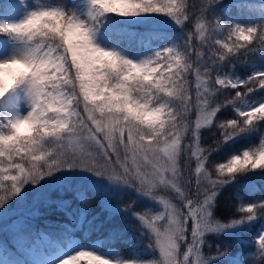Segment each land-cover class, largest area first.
I'll return each instance as SVG.
<instances>
[{
  "label": "snow or ice",
  "instance_id": "snow-or-ice-1",
  "mask_svg": "<svg viewBox=\"0 0 264 264\" xmlns=\"http://www.w3.org/2000/svg\"><path fill=\"white\" fill-rule=\"evenodd\" d=\"M217 2L206 0L200 10L195 30L201 39L208 27L204 11ZM90 4V18L97 22L107 14L128 17L144 13L166 15L179 26L189 20L184 0H90ZM216 27L224 28L219 22ZM257 33L264 40V27L228 29V38L235 37L233 45L215 39L214 45L226 52L213 50L206 64L211 67L225 61L251 44ZM0 34L24 45L18 57L0 61V101L23 86L31 106L26 116L0 125L9 130L7 134L0 131V206L19 195L29 182L36 184L61 168H83L135 187L163 205V212L138 215L159 251L161 259L154 264H204L202 237L226 227L210 222L216 190L246 172L264 170V138L258 146L214 166L213 179L205 169L207 153L212 149L199 147V130L212 124L220 107L264 89V72L239 82L217 75L211 79L210 68L199 63L203 59L199 51L196 65L189 61L192 33L184 41V50L168 48L152 59L133 63L94 46L92 30L59 9L32 12L18 24L0 25ZM41 67L46 71L39 72ZM189 72L195 75L194 127L187 122L193 107L186 87L185 73ZM221 89H232L235 94L217 104L213 98ZM81 103L87 120L79 110ZM238 114L240 120L229 119L218 125L223 142L264 122V103ZM189 132L195 150L191 145L182 146ZM71 145L76 147L69 150ZM185 152L189 158H196L194 185L181 173L180 159ZM182 183L189 188H183ZM161 186L174 191L183 208L158 196ZM240 211L244 215L233 223L264 215V202ZM162 220L165 223L158 225ZM256 244L264 252V233ZM61 264L113 262L90 251H79Z\"/></svg>",
  "mask_w": 264,
  "mask_h": 264
},
{
  "label": "trees",
  "instance_id": "trees-1",
  "mask_svg": "<svg viewBox=\"0 0 264 264\" xmlns=\"http://www.w3.org/2000/svg\"><path fill=\"white\" fill-rule=\"evenodd\" d=\"M79 1L46 0L42 4L47 6L48 10L59 9L70 16ZM232 1L218 0L205 9L203 18L208 27L203 39L196 34L195 24L206 0H184L189 20L181 26H173L174 21L170 17L156 13L128 16L125 20L107 14L100 17L98 22L85 24L97 25L100 29L121 39L123 45L132 48H140L146 39L155 42L162 40L161 43L166 45L171 34L177 30L178 50H184V41L189 33H192V48L187 51L190 54L189 61L194 66L197 63L196 52L199 51L203 58L199 63H205L203 67L210 68L211 79L214 80L216 75L222 74L245 77L253 69L264 70V40L261 39V33H257L246 48L227 56L225 61L211 67L206 64L213 50L226 52V49L214 45L215 39H220L229 46L233 45L235 37L228 38V29L234 28L235 25L242 28L264 27V11L260 9L264 0H242L243 2L231 6ZM227 6H229L228 10H224ZM217 22L224 28L216 27ZM209 45L212 47L210 48ZM185 76L188 80L186 87L193 102L187 122L194 127L197 115L195 75L189 72L185 73ZM263 93L264 89H260L252 92L243 101L237 100L220 107L212 124L199 130V147L205 150L212 149L207 153L205 169L213 179L216 178L214 166L226 163L231 157L258 146L260 140L264 138V122H259L252 129L233 136L227 142H223L221 128L218 126L229 119L240 120L239 114L232 108L244 103H253ZM234 94L232 89H221L213 99L219 104L224 102L225 97L231 99ZM79 110L87 120L83 103ZM1 114L0 110V125H6L7 122L1 119ZM0 131L7 134L9 130L0 128ZM184 140L189 141L192 149L196 148L190 132L185 135ZM74 148L72 145L69 146V150ZM195 167L196 158L194 156L189 158L187 152L183 153L180 159L183 177L191 178L195 182ZM92 175L93 172L83 168H61L36 184L30 182L25 184L19 195L13 196L0 207L24 209L27 207L28 197L36 194L31 212L24 216L21 227L23 232H43L56 245H62L70 239L80 244L100 240L104 249L117 250L125 260L134 257L140 259L156 257L157 249L153 246V236L138 219V215L150 212L143 205V200L138 198L127 184L122 185L124 189L119 188L113 193L104 192L94 183ZM5 183L10 185L11 182ZM262 202H264V170L246 172L232 179L230 183L218 187L211 205L210 218L226 226L241 220L244 214L240 209ZM151 214H154V211ZM263 218L264 215H259L253 220L238 223V227L229 233L204 235L203 243L200 245L201 257L208 264H264V252L258 249L254 239L256 228Z\"/></svg>",
  "mask_w": 264,
  "mask_h": 264
},
{
  "label": "rangeland",
  "instance_id": "rangeland-1",
  "mask_svg": "<svg viewBox=\"0 0 264 264\" xmlns=\"http://www.w3.org/2000/svg\"><path fill=\"white\" fill-rule=\"evenodd\" d=\"M37 1L39 0H0V25L18 24L25 20L32 12L46 10V8ZM238 2L243 1L233 0L231 4H234L235 6L238 4ZM228 7L229 6L224 8V10H228ZM260 9L264 11L263 2H261ZM91 10L90 0H81V3L70 15V17L83 23H85V21L94 22L89 15ZM112 15H115L122 20L127 19L124 16H119L116 14ZM173 26H177V24L173 22ZM89 28L92 30L94 46L105 51L118 53L122 58L134 63H141L154 58L155 54L160 52L162 48L160 46V42L155 43L152 40H145L140 49H132L131 47L123 45L121 40L117 39L109 32L100 29L96 25H91ZM171 35L172 36L168 39L166 49H178L176 46L177 30H175ZM23 48L24 45L20 41L14 39L12 36L8 34H0V61L10 59L14 56L18 57L21 54ZM256 72L264 71L258 69L251 71L248 77L254 75ZM221 76H226L227 78L236 80L237 82L243 81V79L231 77L229 74H222ZM260 103H264V93L260 98H258L256 102L245 103L241 106L234 107L233 111L236 113L248 111ZM0 109L3 111L1 118L7 122L16 117L26 116L30 112L31 106L28 98L25 95L24 87L22 86L21 88L9 93V95L3 101H0ZM72 146L76 147L75 145ZM182 146L187 148L189 146V141L183 139ZM193 150H195V148H193ZM113 159L115 158L113 157ZM92 179L94 180V183L104 192L111 191V193H113L119 188L124 189L122 185H125L122 182L112 181L106 176L96 175L95 173H93ZM181 186L185 189L189 188V185L187 186V184L184 183L181 184ZM129 189H131V191H133L138 196V198L143 200V205L145 208H147L151 213L154 211V214L152 215L164 211L163 205L159 202L143 195L141 192L137 191L135 187L130 186ZM194 192L195 188L192 187L191 193ZM157 195L162 197L164 200L170 201L171 203L177 205L179 208H183L181 200L170 188L161 186L157 189ZM35 197L36 194L32 196L30 195L28 197V204L24 209H1L2 207H0V264H61V261L64 258L74 255L79 251L93 252L105 259L112 261L113 264H154V262H157L161 259L158 249L156 257L150 259H140L134 257L131 260H125L116 250L103 249L99 240L92 241L88 244H80L78 241L70 239L63 242L61 246L56 245L54 241L43 232H23L21 227L23 226L24 216L31 212V207ZM202 198L203 197H201V199ZM210 222L216 223L211 218ZM157 223L158 225H163L165 221L162 220ZM190 227L191 222H189V229ZM237 227L238 223H230L223 229L206 232L204 235L229 233L232 232L233 229L235 230ZM261 233H264V219L259 222L254 234V239L257 240ZM183 250L185 249H182V251ZM192 259L194 260L195 257H192ZM202 260L204 264H208L205 259L202 258Z\"/></svg>",
  "mask_w": 264,
  "mask_h": 264
},
{
  "label": "clouds",
  "instance_id": "clouds-1",
  "mask_svg": "<svg viewBox=\"0 0 264 264\" xmlns=\"http://www.w3.org/2000/svg\"><path fill=\"white\" fill-rule=\"evenodd\" d=\"M134 63V62H133ZM44 71H46V69L44 68V67H41L40 69H39V72H44Z\"/></svg>",
  "mask_w": 264,
  "mask_h": 264
},
{
  "label": "bare ground",
  "instance_id": "bare-ground-1",
  "mask_svg": "<svg viewBox=\"0 0 264 264\" xmlns=\"http://www.w3.org/2000/svg\"><path fill=\"white\" fill-rule=\"evenodd\" d=\"M86 12V11H85Z\"/></svg>",
  "mask_w": 264,
  "mask_h": 264
}]
</instances>
